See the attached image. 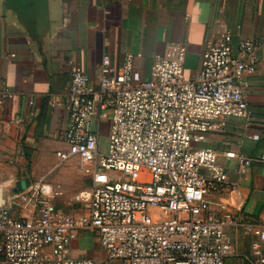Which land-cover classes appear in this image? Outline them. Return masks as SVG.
Wrapping results in <instances>:
<instances>
[{
	"label": "built area",
	"instance_id": "built-area-1",
	"mask_svg": "<svg viewBox=\"0 0 264 264\" xmlns=\"http://www.w3.org/2000/svg\"><path fill=\"white\" fill-rule=\"evenodd\" d=\"M170 49L139 82L131 53L114 75L105 70L97 87L83 71L71 73L58 104L67 148L55 155L59 162L77 158L91 186L73 198L76 213L51 202L62 193L50 186L38 188L47 202L34 218L15 219L0 207V264H99L72 257L80 237L122 264H227L238 233L247 240L246 264H264V228L242 221L230 199L218 200L238 186L216 151L196 145L229 119L251 120L245 78L255 70L257 47L243 40L236 56L225 33L201 54L194 78L185 73V46ZM110 61L103 57L105 69ZM104 121L110 129L100 154L92 127ZM224 158L236 162L239 174L264 164V153Z\"/></svg>",
	"mask_w": 264,
	"mask_h": 264
},
{
	"label": "crops",
	"instance_id": "crops-1",
	"mask_svg": "<svg viewBox=\"0 0 264 264\" xmlns=\"http://www.w3.org/2000/svg\"><path fill=\"white\" fill-rule=\"evenodd\" d=\"M225 33L236 56L243 40L257 47L255 70L245 78L251 120L229 119L196 145L216 151L229 182L238 186L237 194L218 200L230 199L242 221L264 228V164L239 174L236 162L224 158L228 152L248 158L264 153V0H0V207L15 219L34 218L47 202L38 188L50 186L62 193L51 202L75 211L72 200L90 178L77 158L59 162L55 155L67 148L58 104L65 101L73 71H83L97 87L105 70L114 75L123 55L131 53L134 80L143 81L155 58L180 43L186 48L185 73L194 78L201 54ZM105 55L111 60L106 69ZM106 126L92 127L99 153L100 139H108ZM84 241L95 242L77 239L73 258ZM102 255L94 253L99 260Z\"/></svg>",
	"mask_w": 264,
	"mask_h": 264
},
{
	"label": "rangeland",
	"instance_id": "rangeland-1",
	"mask_svg": "<svg viewBox=\"0 0 264 264\" xmlns=\"http://www.w3.org/2000/svg\"><path fill=\"white\" fill-rule=\"evenodd\" d=\"M107 123H108V121H104V127H107L106 126ZM106 141H107V138L106 137H102L100 139V142H101L100 143V153H103L104 152L105 147H106ZM90 186H91V181L89 180V181H87V184H86L85 189L79 191L78 193H80V192L88 189ZM73 210H74V208H73ZM76 210L77 209L75 208V211ZM75 211H73V212H75ZM234 238L237 241V246H235L236 247V256L233 257L232 259H230L227 262V264H246V262L241 257V254L243 253L242 252V247L245 248V246H246L245 243H244V241H243L244 237L238 233L237 235L234 236ZM98 250H100V249L98 248V246L96 245L95 242H93V243H92V241H91V243L90 242H85V241L84 242H81V244L78 246L77 251L75 252V259L76 258H79V259L91 258V259H94L99 264H122L119 261H107L105 259L103 253H102L103 254L102 255L103 256V259L102 260H99V258H97L96 256H94V253H96V251H98ZM83 251H84V254L82 253Z\"/></svg>",
	"mask_w": 264,
	"mask_h": 264
}]
</instances>
